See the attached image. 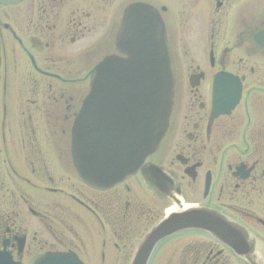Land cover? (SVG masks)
I'll list each match as a JSON object with an SVG mask.
<instances>
[{
	"label": "flooded vegetation",
	"instance_id": "1",
	"mask_svg": "<svg viewBox=\"0 0 264 264\" xmlns=\"http://www.w3.org/2000/svg\"><path fill=\"white\" fill-rule=\"evenodd\" d=\"M134 4L159 12L175 58L169 129L143 165L163 170L158 183L167 194L141 170L97 190L70 163L69 129L96 66L110 55L125 57L117 33ZM46 125L64 136L51 141L64 142L53 159L69 165L75 188L79 182L92 195L70 194L73 223L55 214L61 203L52 197L66 191L54 185L40 150ZM177 191L184 204L256 236L264 255V0L0 2V251L23 264L47 251L74 252L87 264H131ZM77 204L95 220L92 228ZM173 241L180 244L173 248ZM149 264L248 263L207 231L189 230L161 241Z\"/></svg>",
	"mask_w": 264,
	"mask_h": 264
},
{
	"label": "water",
	"instance_id": "2",
	"mask_svg": "<svg viewBox=\"0 0 264 264\" xmlns=\"http://www.w3.org/2000/svg\"><path fill=\"white\" fill-rule=\"evenodd\" d=\"M174 86L172 50L162 29L126 63L110 58L98 67L74 128L75 161L85 182L104 188L139 169L167 130ZM202 217L200 209L168 216L143 241L134 264H141L158 241L183 229L206 228L232 239ZM243 255L251 264H264L260 255ZM59 258L48 255L32 264H62ZM0 264H11L10 258L0 254Z\"/></svg>",
	"mask_w": 264,
	"mask_h": 264
},
{
	"label": "rangeland",
	"instance_id": "3",
	"mask_svg": "<svg viewBox=\"0 0 264 264\" xmlns=\"http://www.w3.org/2000/svg\"><path fill=\"white\" fill-rule=\"evenodd\" d=\"M43 129H44V131L43 132L40 131L41 133L38 134L39 138H45V140L41 143L40 150H43L44 154H46L47 162H50V164H51L50 167L48 168V171H50V174H52V175H54L56 177L54 185L56 187L59 186V187L63 188L67 193L76 192V189L83 190V191H85V193H86V195L88 197H91L92 195L89 193V191L83 189L80 186L81 184L79 182H77L78 183L77 184V188H75L74 180H73V173L71 172V170H69V169L67 170V168H70L69 165L67 167L65 165L64 161H62L61 162V166H60L58 164H59V161H61V159L59 158L58 159L59 161H57V159H53L54 155L52 154V152H54L55 150H56V153L57 152L58 153H63L64 152V149H62V147L64 146V144H63L64 142H62L60 144H52L51 141L54 140L55 143L56 142H60L57 139L63 138L64 137L63 133H61L60 135L51 134L52 126L50 127L48 125H46V128H43ZM58 130H61V129H57V131ZM68 136H69V134H68ZM60 195L61 196H59L57 194V195H54L55 197H53L54 198L53 201L61 203L60 209H57L55 211V214H60L59 216L62 219L71 221L73 223L74 222L73 221V201L67 195H65V193H61ZM45 198H47V196H45ZM76 208L77 209L80 208V216H82L83 220L86 223H88L89 227L91 226V228H92L93 225L96 224V222L91 217H88L89 213H88L87 209L86 208H82L81 204L80 205L77 204ZM49 209L51 210L52 208H49ZM53 215H54V213H53ZM78 227L79 226H77V228H76L77 231L82 233V229L80 227L79 228ZM180 238H179L178 241L181 240L180 242H183V240L185 241L186 238H188V236L185 237V239H183L182 237H180ZM178 241H173V243H172L173 248L177 246L176 242H178ZM180 242H178V244H180ZM172 245H170V247L166 248V249H171Z\"/></svg>",
	"mask_w": 264,
	"mask_h": 264
},
{
	"label": "bare ground",
	"instance_id": "4",
	"mask_svg": "<svg viewBox=\"0 0 264 264\" xmlns=\"http://www.w3.org/2000/svg\"><path fill=\"white\" fill-rule=\"evenodd\" d=\"M171 113H170V117H169V119H171ZM72 127V129H71V131H72V133H73V127H75L74 125H72L71 126ZM161 145V144H160ZM160 145H159V147H160ZM158 147V148H159ZM72 170L73 171V169H70V168H67V170ZM75 171L77 172V170L75 169ZM176 209H178V207L176 206V205H174V206H172V207H170V209L167 211L168 213H171L172 211H174V210H176Z\"/></svg>",
	"mask_w": 264,
	"mask_h": 264
}]
</instances>
